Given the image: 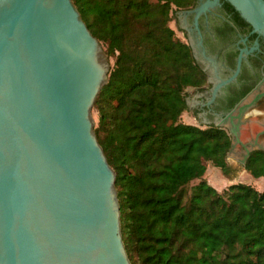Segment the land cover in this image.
Masks as SVG:
<instances>
[{"label":"water","instance_id":"95a60500","mask_svg":"<svg viewBox=\"0 0 264 264\" xmlns=\"http://www.w3.org/2000/svg\"><path fill=\"white\" fill-rule=\"evenodd\" d=\"M218 1L200 4L195 22ZM225 1L264 39V0ZM109 69L72 0H0V264H131L92 116ZM260 96L219 120L194 118L227 128L238 168L254 147L242 142L243 117Z\"/></svg>","mask_w":264,"mask_h":264},{"label":"trees","instance_id":"16d2710c","mask_svg":"<svg viewBox=\"0 0 264 264\" xmlns=\"http://www.w3.org/2000/svg\"><path fill=\"white\" fill-rule=\"evenodd\" d=\"M72 1L113 58L94 133L115 172L131 264H264V190L211 186L207 166L229 169L232 137L180 119L205 73L169 22L193 0ZM244 170L264 177V151L252 150Z\"/></svg>","mask_w":264,"mask_h":264},{"label":"flooded vegetation","instance_id":"af4514ba","mask_svg":"<svg viewBox=\"0 0 264 264\" xmlns=\"http://www.w3.org/2000/svg\"><path fill=\"white\" fill-rule=\"evenodd\" d=\"M205 1L193 0L175 13L176 29L188 44L193 43L196 63L205 73V83L187 93L186 109L198 122L208 123L224 118L261 94L243 117L240 135L246 134L241 140L246 147H264V39L252 32L251 26L225 0L208 7L195 22V9ZM242 50L237 74L220 85L212 97L214 84L234 75ZM237 146L244 150L241 144Z\"/></svg>","mask_w":264,"mask_h":264},{"label":"rangeland","instance_id":"374dc122","mask_svg":"<svg viewBox=\"0 0 264 264\" xmlns=\"http://www.w3.org/2000/svg\"><path fill=\"white\" fill-rule=\"evenodd\" d=\"M169 25L171 28L174 29L175 33L179 36L176 26L173 24L172 20H170ZM108 61L111 66V64L113 63V58H108ZM191 92H192V88L191 87L187 88V93H191ZM92 116L96 123L97 118H96L95 111H93ZM180 119L182 122L197 125L196 120L191 115V113L188 111V109H185L182 112ZM228 164H229V169L226 172H222L219 168L214 167L211 164H208L207 166V170L205 173V179L216 190L221 192L224 189H226L230 184L238 183V182L249 184L258 190H264V177L254 178L249 173H247L244 170V168L241 167L240 164H239V168L231 164L230 162H228ZM216 172L218 173L219 176L217 175ZM197 181L198 180H194L190 184H195Z\"/></svg>","mask_w":264,"mask_h":264},{"label":"crops","instance_id":"0c3cea01","mask_svg":"<svg viewBox=\"0 0 264 264\" xmlns=\"http://www.w3.org/2000/svg\"><path fill=\"white\" fill-rule=\"evenodd\" d=\"M217 173V172H216ZM217 175H218V173H217ZM219 176V175H218Z\"/></svg>","mask_w":264,"mask_h":264}]
</instances>
